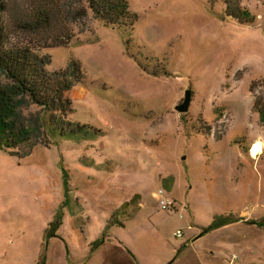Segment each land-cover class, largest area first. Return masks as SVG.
<instances>
[{"label":"rangeland","instance_id":"obj_1","mask_svg":"<svg viewBox=\"0 0 264 264\" xmlns=\"http://www.w3.org/2000/svg\"><path fill=\"white\" fill-rule=\"evenodd\" d=\"M124 1L130 26L88 9L40 49L80 83L0 149V264H264V0Z\"/></svg>","mask_w":264,"mask_h":264},{"label":"trees","instance_id":"obj_2","mask_svg":"<svg viewBox=\"0 0 264 264\" xmlns=\"http://www.w3.org/2000/svg\"><path fill=\"white\" fill-rule=\"evenodd\" d=\"M82 2L85 7L76 8L65 0H0V74L7 80L0 85V149L27 147L16 155L29 156L35 145L29 144L28 129L15 118L22 100L52 117L61 103H67L64 94L80 83L74 63L64 71L48 72L50 57L41 55L40 49L66 46L71 39L67 24L84 17L88 9L93 19L106 26L127 27L135 21L124 0ZM256 111L264 120V104ZM53 123L62 135L79 133Z\"/></svg>","mask_w":264,"mask_h":264},{"label":"built area","instance_id":"obj_3","mask_svg":"<svg viewBox=\"0 0 264 264\" xmlns=\"http://www.w3.org/2000/svg\"><path fill=\"white\" fill-rule=\"evenodd\" d=\"M157 201H158V205L160 206V208L162 210H167L168 208L171 207L172 203L169 199L166 198L165 194L163 193L162 190L158 191L157 193Z\"/></svg>","mask_w":264,"mask_h":264},{"label":"water","instance_id":"obj_4","mask_svg":"<svg viewBox=\"0 0 264 264\" xmlns=\"http://www.w3.org/2000/svg\"><path fill=\"white\" fill-rule=\"evenodd\" d=\"M190 103V94L189 92H186L184 95V100L181 104L177 105L175 107V110L179 113H185L188 110Z\"/></svg>","mask_w":264,"mask_h":264},{"label":"bare ground","instance_id":"obj_5","mask_svg":"<svg viewBox=\"0 0 264 264\" xmlns=\"http://www.w3.org/2000/svg\"><path fill=\"white\" fill-rule=\"evenodd\" d=\"M263 146L262 143L257 141L252 144L250 154L252 157H255L256 155L260 154L262 152Z\"/></svg>","mask_w":264,"mask_h":264},{"label":"crops","instance_id":"obj_6","mask_svg":"<svg viewBox=\"0 0 264 264\" xmlns=\"http://www.w3.org/2000/svg\"><path fill=\"white\" fill-rule=\"evenodd\" d=\"M2 256V255H1ZM4 257V256H3Z\"/></svg>","mask_w":264,"mask_h":264}]
</instances>
